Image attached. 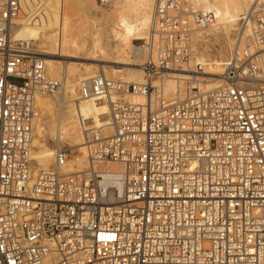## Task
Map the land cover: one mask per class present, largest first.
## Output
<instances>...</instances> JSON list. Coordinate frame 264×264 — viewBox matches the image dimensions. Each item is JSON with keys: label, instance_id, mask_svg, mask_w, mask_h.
Masks as SVG:
<instances>
[{"label": "built area", "instance_id": "2783aa9c", "mask_svg": "<svg viewBox=\"0 0 264 264\" xmlns=\"http://www.w3.org/2000/svg\"><path fill=\"white\" fill-rule=\"evenodd\" d=\"M25 6L0 0V264H264V1L239 16L222 72L208 74L220 83L167 100L153 79L192 59L214 15L156 0L144 81L97 74L78 87L105 104L109 129L84 132L88 166L69 174L64 146L47 168L30 158L36 97L61 83L9 37Z\"/></svg>", "mask_w": 264, "mask_h": 264}, {"label": "bare ground", "instance_id": "6f19581e", "mask_svg": "<svg viewBox=\"0 0 264 264\" xmlns=\"http://www.w3.org/2000/svg\"><path fill=\"white\" fill-rule=\"evenodd\" d=\"M256 1L191 0L196 7L213 13L214 22L210 26H216L217 33L222 38H215L214 43L210 45L207 44V39L206 41L202 39L206 43L204 45L198 40L194 48L192 35V59L179 71L169 72L160 78L153 79V86L159 89L164 99H182L185 95L184 84L186 88L190 87V93H192L194 90L213 89L220 83L218 77L212 78L208 74L222 72L227 60L226 48L232 47L228 34L239 19V15L243 13H238L239 8L242 7L246 12ZM113 4L114 9L111 15L101 14V18H94L92 12L96 6V0H26V6L23 8L24 15L15 20L10 28V38L13 31L29 30L40 43L35 53L42 55L40 59L44 63L46 74L61 79L59 91L52 95L37 96L35 100L38 111L32 126L30 152L35 168H47L53 161L54 148L59 146L58 142L62 141L73 150V160L67 161L63 172L69 174L84 170L88 166L84 132L100 127L109 129L105 104L93 99L81 98L77 91L81 82L97 74H94L90 65L82 69L73 62L69 63L70 60L109 62L115 66L105 69V66L101 65L100 74L119 77L120 80L128 83L144 81L142 70L139 68L141 60L155 55L153 0H114ZM64 7L74 15L76 14L68 22L58 19L56 15ZM128 7L132 9L130 12L133 11L132 14L128 13L131 14L128 15L129 19L126 18L125 13L128 12ZM48 17L51 18L46 21ZM125 19L127 20L124 21ZM116 20L123 21L126 30L120 28ZM98 29L102 30L103 40L95 43L91 33ZM200 30L196 29L194 33L197 34ZM15 39L28 41L23 37ZM138 59L140 63H137ZM129 66L138 67V69ZM195 68L196 74L191 72ZM123 69L136 72L135 78L122 77ZM138 72H141L142 76H139ZM131 100L140 102L143 99L133 96ZM56 103L58 108H55ZM48 138L56 142L54 148L49 146ZM101 168L112 172H122V167L116 163H105Z\"/></svg>", "mask_w": 264, "mask_h": 264}, {"label": "rangeland", "instance_id": "374dc122", "mask_svg": "<svg viewBox=\"0 0 264 264\" xmlns=\"http://www.w3.org/2000/svg\"><path fill=\"white\" fill-rule=\"evenodd\" d=\"M190 2H191V0H189ZM155 2H156V0H153V5H152V7L154 8V4H155ZM114 0H111V2L110 3H108L107 5H101L100 4V1L99 0H96V6H95V8H94V10H93V12H92V15L94 14V18H101L102 16H101V14H104V15H111L112 14V12H113V9H114ZM132 7V6H131ZM130 7H128V12L126 11L125 13H126V18H128L129 19V17H128V15L130 16L131 14H132V12H130L132 9H129ZM153 11V10H152ZM243 12V13H242ZM23 13H24V10H23ZM128 13H131V14H128ZM238 13L240 14V13H242V14H244L245 12H244V9L242 8V7H240L239 8V11H238ZM242 14H240V15H242ZM56 15L58 16V19L60 18V19H62L63 21H66V22H68V21H70L71 19H73V17H75L76 16V14L74 15L71 11H69L68 10V8H62V10H60V11H58V13H56ZM239 15V16H240ZM51 17H48L47 19H46V21H49V19H50ZM127 19H125L124 21H126ZM117 21V23L119 24V26H120V28H122L123 30H126V28H125V25H124V22L122 21V22H120L119 20H116ZM238 21V20H237ZM237 21L235 22V24H234V26H233V28L231 29V31H230V33L228 34V36L230 37V42H231V46H232V44H233V32H234V30H235V27H236V24H237ZM216 28V29H215ZM30 30H31V28H29ZM208 30V31H207ZM217 31H218V28L216 27V26H209V27H207V28H202L200 31H198L197 32V34H196V32L193 34V46H194V48L197 46V43L196 42H198V40H199V42H201V43H203V45L204 44H206L205 42H203V40L202 39H204L205 41H206V39H207V44H212V43H214V39L215 38H217V39H221L222 38V36H220V34L219 33H217ZM91 38H92V40L95 42V43H100L102 40H103V35H102V30L101 29H98V30H93L92 31V33H91ZM197 36H199V37H197ZM18 37H23V38H27V40L29 41V42H31L32 43V46H33V48H34V52H37L36 50H37V46L40 44L39 43V41L37 40V39H35L32 35H31V33H30V31L29 30H19V31H13V33H12V38H11V40L12 41H16V39L15 38H18ZM21 40H26V39H21ZM101 40V41H100ZM156 41H157V37H156V39H155V44H157L156 43ZM141 43V42H140ZM141 45V44H140ZM202 45V46H203ZM201 46V47H202ZM231 48L232 47H230V48H226V56H225V58H227L228 57V55H229V52H230V50H231ZM146 50V52H147V49H145ZM37 55H38V57H42V55H40V54H38V53H36ZM145 59H142L141 60V62L142 63H140V59H138L139 60V62H137V63H140L141 65L145 62V61H147L148 59H149V57H144ZM65 62L67 61V60H64ZM70 62H73V63H75L77 66H78V68H84V66H86V65H90L92 68H93V70H94V74H100L102 71H101V65H104L105 66V69H108V67L109 66H115L114 64H112V63H109V62H99V61H87V60H70L69 61V63ZM88 63V64H87ZM80 65V66H79ZM117 66V65H116ZM130 68H132V67H134V66H129ZM134 68H137L138 69V67H134ZM139 68H141V67H139ZM138 73H140V75L139 76H142V74H141V72H138ZM48 74V73H47ZM93 74V75H94ZM135 74H136V72H134V71H132V70H130V69H128V70H126V69H123V73H122V77H129V78H135ZM138 76V77H139ZM204 76H206V75H204ZM49 77L50 78H52V79H55V80H58V81H61V79L59 80V79H57V78H55L54 76H51V75H49ZM106 77H108V78H114V79H119V77H114V76H112V75H109V74H107V76ZM182 86V85H181ZM184 87H183V89H184V92H185V89H186V85L184 84L183 85ZM77 91H78V89H77ZM185 94V93H184ZM79 95V94H78ZM183 96H185V95H183ZM183 98V97H182ZM50 99L51 100H54L53 98H51L50 97ZM165 99H167V98H165ZM168 100V99H167ZM36 107H37V109H38V106L36 105ZM55 108H58V103H56L55 104ZM64 109V108H63ZM48 144H49V146L50 147H52V148H54V146H55V144H56V142L53 140V139H51V138H48ZM58 144L60 145V146H64V147H66L67 149H68V157H67V161H72L73 160V150L72 149H70L69 147V145H67V143H63L62 141H61V143L60 142H58ZM69 158V159H68ZM86 161H87V153H86ZM87 163V162H86ZM52 163H50V165H51ZM34 165V164H33ZM49 165V166H50ZM86 168H87V166H86Z\"/></svg>", "mask_w": 264, "mask_h": 264}]
</instances>
